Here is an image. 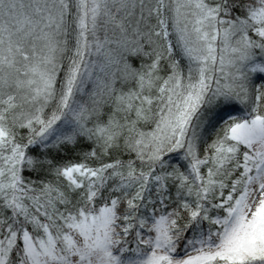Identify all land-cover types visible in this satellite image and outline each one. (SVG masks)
<instances>
[{
	"label": "snow or ice",
	"instance_id": "6c2138e0",
	"mask_svg": "<svg viewBox=\"0 0 264 264\" xmlns=\"http://www.w3.org/2000/svg\"><path fill=\"white\" fill-rule=\"evenodd\" d=\"M0 264H264V0H0Z\"/></svg>",
	"mask_w": 264,
	"mask_h": 264
}]
</instances>
